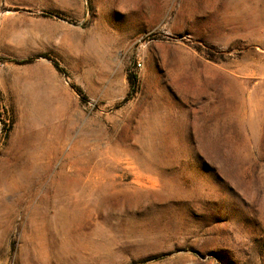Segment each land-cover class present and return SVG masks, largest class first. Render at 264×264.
<instances>
[{"label": "rangeland", "instance_id": "1", "mask_svg": "<svg viewBox=\"0 0 264 264\" xmlns=\"http://www.w3.org/2000/svg\"><path fill=\"white\" fill-rule=\"evenodd\" d=\"M0 264H264V0H0Z\"/></svg>", "mask_w": 264, "mask_h": 264}, {"label": "trees", "instance_id": "2", "mask_svg": "<svg viewBox=\"0 0 264 264\" xmlns=\"http://www.w3.org/2000/svg\"><path fill=\"white\" fill-rule=\"evenodd\" d=\"M49 16H51V14H49ZM39 58H44L46 59L47 61H49L51 63V65L53 66V68L59 72V73H63L64 70L58 65V63L52 59L48 54H43V55H38V56H35L33 58H30V59H27V60H23V61H14L16 64H20V65H23V64H29V63H32L34 60L36 59H39ZM129 79V83L132 87H135L136 85V76L131 74L129 75L128 77ZM77 92L80 93V90L77 89Z\"/></svg>", "mask_w": 264, "mask_h": 264}]
</instances>
